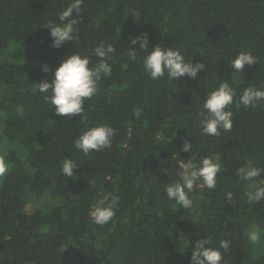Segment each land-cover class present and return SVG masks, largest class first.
<instances>
[{
    "label": "trees",
    "instance_id": "trees-1",
    "mask_svg": "<svg viewBox=\"0 0 264 264\" xmlns=\"http://www.w3.org/2000/svg\"><path fill=\"white\" fill-rule=\"evenodd\" d=\"M70 2L0 0V153L9 164L0 177V264H191L200 238L217 248L231 242L221 264H264V201L250 204L246 193L257 181L236 175L248 162L264 168V102L229 105V132L208 136L200 128L206 95L220 83L237 98L264 87V0H84L73 16L78 40L56 49L47 26L59 23ZM145 33L149 51L175 48L204 69L195 79L152 80L143 71L145 52L132 62L126 55L138 47L130 40ZM101 41L115 48L111 76L102 75L82 116H57L38 85L50 83L73 52L96 65ZM241 51H251L257 64L237 73L230 61ZM99 124L116 130L111 147L77 150L74 140ZM185 141L190 152L182 151ZM192 156L217 160L221 171L214 189L198 182L189 194L194 206L185 210L165 186ZM65 159L78 165L71 178L62 174ZM106 194L118 207L99 226L90 211ZM30 197L47 198V210L29 215ZM254 226L261 235L255 245L248 240Z\"/></svg>",
    "mask_w": 264,
    "mask_h": 264
},
{
    "label": "clouds",
    "instance_id": "clouds-1",
    "mask_svg": "<svg viewBox=\"0 0 264 264\" xmlns=\"http://www.w3.org/2000/svg\"><path fill=\"white\" fill-rule=\"evenodd\" d=\"M84 0H71L68 6L58 14L59 23H49L51 46L59 49L63 44L78 40V29L75 27L77 20L73 18L74 13L79 14ZM130 45L138 47L126 50L130 62L136 61L138 51L146 55L142 59L143 71L152 79L157 80L167 76L168 80H179L187 75L195 79L198 72L204 69L203 63L193 64V60L186 61L179 50L165 48L157 44L150 51L148 49L149 37L145 33L130 40ZM115 48L111 43L101 41L93 49V54L98 58V63L90 67V57L78 52L69 54L55 69L54 78L49 83L41 81L38 85L40 93L55 111L57 116L73 117L82 116L85 113L84 102L91 99L98 92V83L102 75L111 76L113 68L109 62ZM235 72L241 73L245 65L257 64V57L251 51H241L230 61ZM47 73V65L42 67ZM50 93V94H49ZM264 102V87H248L243 90L237 98L236 92L229 83L222 82L218 87L206 95L203 102L204 111L201 113L204 119L200 121V128L203 135L219 136L221 131L229 132L232 127L233 113L228 109L233 103L239 108L257 107ZM133 115L136 119L142 116V109L134 108ZM116 130L108 124H99L83 131L74 140V147L84 154L90 151H101L111 147L112 139ZM192 144L185 141L182 151L190 152ZM78 165L75 161L65 159L62 163V174L71 178L74 176ZM182 171L172 183L165 186V193L169 200H174L185 210H191L194 206L193 199L189 194L197 187L198 182L203 183L208 189L216 187L217 176L221 171V164L210 157H204L196 162L192 156L188 163L181 165ZM9 170V164L4 155H0V177H3ZM264 174V168L256 167L248 162L241 166L236 175L243 181H257L256 185L249 184L246 195L250 204L264 201V186H259L264 181L257 178ZM227 198L232 199V193L228 192ZM118 198L112 194H106L93 205L90 216L95 224L104 226L111 222L116 215ZM248 240L255 245L261 240L260 230L255 226L248 233ZM190 243V242H189ZM230 241L221 240L219 247H211L208 239L200 238L194 245H191V264H221L225 261L223 252L230 248Z\"/></svg>",
    "mask_w": 264,
    "mask_h": 264
},
{
    "label": "rangeland",
    "instance_id": "rangeland-1",
    "mask_svg": "<svg viewBox=\"0 0 264 264\" xmlns=\"http://www.w3.org/2000/svg\"><path fill=\"white\" fill-rule=\"evenodd\" d=\"M9 52V51H8ZM2 155V153H0ZM48 204V199L47 198H36V197H30L27 205V213L29 215L34 214L37 210H42L45 212L46 206Z\"/></svg>",
    "mask_w": 264,
    "mask_h": 264
}]
</instances>
